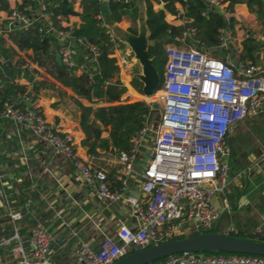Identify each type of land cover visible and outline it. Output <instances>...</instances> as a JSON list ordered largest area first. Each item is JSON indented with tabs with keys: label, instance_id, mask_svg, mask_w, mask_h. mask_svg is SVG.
Returning <instances> with one entry per match:
<instances>
[{
	"label": "built area",
	"instance_id": "1",
	"mask_svg": "<svg viewBox=\"0 0 264 264\" xmlns=\"http://www.w3.org/2000/svg\"><path fill=\"white\" fill-rule=\"evenodd\" d=\"M31 1L32 4L27 3L23 10L11 8L5 23L0 22V32L3 29L30 28L36 30L41 40L53 36V40L47 42L55 46L64 68L90 78L89 68L100 55L99 46L84 35L73 34L76 24L60 21L61 28H56L52 24L53 13L47 8V1ZM205 2L208 9L217 10L225 21L229 17L235 18L234 11L227 9L226 1ZM176 5L170 17L178 20L182 29L164 46L165 61L155 91V97L162 104L161 111L152 141L145 147L146 158L139 175L141 199L130 202V215L135 226L131 228L120 223L111 233L100 232L95 248L72 231L74 242L68 264H112L133 251L171 237L201 233L219 219L221 209L212 199L226 193L231 179L228 177L231 153L228 136L237 123L262 111L264 66L237 60L228 51V42L236 45L255 36L248 28H242L238 38L228 25L217 29V47L224 51L221 57L198 49L192 44L195 28L185 17L182 4L176 2ZM105 34L110 53L121 72L129 62L125 45L106 27ZM258 56L262 58V51L258 52ZM3 63L0 55V67ZM20 67L26 69L25 65ZM29 74L34 77L33 72ZM13 91L14 98L3 100L0 105V123L9 122L24 127L35 143L50 150V159L59 158L71 166L75 180L94 189L98 197L107 203L119 201L133 159L140 151L145 125L131 137L128 151H117L118 187L110 189L106 173L102 169H93L78 156L71 135L58 132L46 122L40 108L34 104L32 90ZM20 157L25 159L22 154ZM247 170L231 175L232 179L240 178ZM5 178L0 169V189L6 187ZM3 189L0 191L3 216L10 223V229L5 230L0 220V250L6 248L11 260L6 262L0 255V264H56L50 251L53 237L42 224L31 225L24 237L19 233L16 222L26 213L31 201L25 199L21 207L15 209ZM222 233H236V230L227 225ZM251 234L264 236V219L252 229ZM161 264H264V257L182 252L167 256Z\"/></svg>",
	"mask_w": 264,
	"mask_h": 264
},
{
	"label": "crops",
	"instance_id": "2",
	"mask_svg": "<svg viewBox=\"0 0 264 264\" xmlns=\"http://www.w3.org/2000/svg\"><path fill=\"white\" fill-rule=\"evenodd\" d=\"M7 1L8 10L0 11V22L3 24L7 12L20 3V0ZM100 1L102 6L107 3V0ZM132 1L137 7V13L141 11L144 15L142 0ZM174 6H177L176 3ZM72 7L74 11L79 12V0H74ZM156 7L158 8V4ZM233 11L235 18H233V24L229 29L238 38L240 30L248 28L251 33L255 34L253 38L261 43L258 52L262 51V58H264V26L257 20V15L248 12L242 3L235 4ZM100 18L104 20L105 14L101 13ZM164 20L166 23L182 29V24L178 20L172 19L170 13H164ZM61 22L77 24L79 18L76 15L68 16L66 19H61ZM122 23H126V26ZM103 24L112 34L114 28L127 30L128 26L133 25L128 18H123L116 24L104 20ZM136 25L137 21L135 20V31ZM12 30L3 29L0 32V55L4 59L3 65H8L11 70V77H7L1 70L3 65L0 67V93L10 83L23 85L24 90L31 89L25 78L15 77L14 74L16 69H22L20 66L25 65L27 71L29 69L34 73L32 78V82L36 83V89L32 90L34 104L40 108L46 122L58 132L70 134L78 156L88 162L93 169H102L106 173L110 189H115L118 186L116 178L117 152L110 148H95L93 153H88L80 143L85 138V133L79 124L80 109L77 101L82 105H89L92 110L96 105L83 103L80 99L84 100L83 97L59 82L55 66L61 62L54 45L49 48V59L39 63L31 50L18 49L12 39ZM241 41L236 45L228 42V51L235 58L242 50ZM124 45L125 52L131 56L129 47ZM1 49L5 50V56ZM134 64V61L129 60L121 72L124 71L127 77L126 82L123 83L136 92L129 85V74H131ZM73 74L79 75L77 72ZM30 76L32 77V75ZM117 77L121 80L120 75L117 74ZM92 110L89 113V120L92 119ZM262 110L264 111V105ZM259 121L257 116L249 117L237 123L236 126L244 127L241 133H246ZM107 134L108 130L103 128L100 137H106ZM237 136L235 134L230 143L231 153L233 149H236ZM263 148L264 144H261L260 150ZM49 151L42 144L35 143L24 127L9 122L0 123V169L6 177V187L2 189L15 209L20 208L25 199L31 201L30 206L25 210L26 213H23L21 219L16 222L19 233L24 237L31 225L42 224L53 237L50 244L52 260L56 264H68L74 242L72 231H76L81 239L95 248L100 238V232L111 233L120 223L131 228L135 226V221L130 215V202L141 199L139 175L146 154L139 151L135 155L130 174L126 177L122 198L115 203H107L98 197L94 189L74 179L72 168L67 162H62L59 158L50 159ZM231 153L228 161L230 166L228 177L229 179L231 177L228 189L223 195L215 196L212 199L213 203L221 209L215 226L220 229V233L227 225H232L236 231L242 230L251 233L252 229L264 219V155L259 153L257 157H254L251 153L249 155L251 162L239 170L230 165ZM21 154L25 156L24 160L21 159ZM243 169H248L247 173H244L240 178L232 179L231 175ZM3 211L0 195V220L5 230H9L10 223L3 216ZM223 218L225 221H222ZM21 231L23 232L21 233ZM0 255L4 261L10 262L11 258L6 248L0 250Z\"/></svg>",
	"mask_w": 264,
	"mask_h": 264
},
{
	"label": "trees",
	"instance_id": "3",
	"mask_svg": "<svg viewBox=\"0 0 264 264\" xmlns=\"http://www.w3.org/2000/svg\"><path fill=\"white\" fill-rule=\"evenodd\" d=\"M48 2L47 8L53 15L51 17L52 24L56 28H61V19L68 16L76 15L79 22L73 29V34L84 35L89 41L93 42L100 48V55L89 68L91 77L86 75H76L66 70L62 64H56V77L64 86H68L75 94L80 95L83 103L96 105L94 109L89 105H82L77 101L80 109L79 124L85 133V138L80 141L88 153H93L95 148H110L115 152L119 150L128 151L131 145V137L142 128L146 121L145 115H149L151 109L149 105L143 101V95L140 92V82L131 78L129 85L138 93L129 89L126 82V75L119 80L117 74L119 69L115 64V59L110 53L108 36L105 34L104 20L108 23H118L123 18H128L133 24L127 27L131 33H135L134 22L137 17V7L132 0H107L105 6H102L100 0H79L80 11L73 10L72 3L74 0H45ZM227 2V9L233 11L235 4H244L247 11L257 15V20L264 26V0H224ZM145 23L148 30V38L150 45L147 48V55L151 60V64L161 80V73L165 61L164 46L173 35L179 34L181 27L169 25L164 20V13L174 12V3L180 2L185 17L190 19V24L195 28L194 42L192 43L198 49L208 51L211 54L221 57L223 50L218 48V31L217 29L224 26L231 27L234 19L229 17L225 21L222 15L215 9H208L205 0H142ZM31 0H20L16 5L18 9H24V6ZM161 4V8L156 5ZM8 10V1L0 0V11ZM101 13L105 14V19L100 18ZM169 31V32H167ZM12 39L20 50H31L33 56L39 63L48 60L49 48L47 40H53V36H48L42 40L39 38L35 29L11 31ZM197 40V42H195ZM122 45V44H120ZM242 50L236 56L237 60L247 61L250 64H262L264 66V58L261 60L257 56L261 43L253 37H248L241 41ZM264 46V44H263ZM264 48V47H263ZM3 56L6 55L5 50L1 49ZM43 73V71H42ZM15 77L25 78L30 84L31 90L36 89L35 81L25 68L16 69ZM119 76V74H118ZM158 83V86H159ZM157 86V89H158ZM23 85L8 84L0 93V105L3 100L14 97L13 89L23 92ZM156 89V90H157ZM155 90V91H156ZM97 103V104H96ZM92 110V119L89 120V113ZM262 110L255 116H263ZM252 116V117H255ZM159 118V117H158ZM158 120V119H157ZM104 127H108L106 137H100V133ZM234 135H229L228 140L231 143ZM118 187V186H116ZM213 225L211 228L203 232H220ZM23 231H21L22 233ZM197 233L186 235H177L169 239L181 238L184 236H192ZM229 235L249 238L255 241H263L264 236H253L250 232L237 230L236 233H228ZM209 254H224V252H207ZM163 259L154 261L149 264H161Z\"/></svg>",
	"mask_w": 264,
	"mask_h": 264
},
{
	"label": "water",
	"instance_id": "4",
	"mask_svg": "<svg viewBox=\"0 0 264 264\" xmlns=\"http://www.w3.org/2000/svg\"><path fill=\"white\" fill-rule=\"evenodd\" d=\"M158 8H161V4H158ZM136 21L135 33L121 28H114L113 35L119 42L129 47L133 59L140 66L139 72L133 74L132 77L140 82L141 94L144 97H149L157 89L159 76L147 55L150 41L145 17L141 11H138ZM1 70L5 76L11 77V70L8 65H3ZM220 251L264 257V242L215 231L201 232L192 236L168 239L144 249L133 251L112 264H149L182 252L207 253Z\"/></svg>",
	"mask_w": 264,
	"mask_h": 264
},
{
	"label": "rangeland",
	"instance_id": "5",
	"mask_svg": "<svg viewBox=\"0 0 264 264\" xmlns=\"http://www.w3.org/2000/svg\"><path fill=\"white\" fill-rule=\"evenodd\" d=\"M122 25L126 26V23H122ZM132 55L129 56L128 60H131ZM134 68L131 70V74H129V79L132 78V75L139 72L140 66L137 62H134ZM130 81V80H129ZM138 93V92H137ZM141 94V93H138ZM142 95V94H141ZM139 101H143L149 105V109H151L149 115H145V134L143 136V140L141 141V145L139 147V150L142 154H146L145 147L148 146L153 137V131L157 123V119L160 115L161 111V102L155 97V91L152 94V96L144 97L140 99ZM95 104V103H94ZM260 121L256 126L250 127L249 131L246 133H241L244 127L236 126L233 131L232 135L235 136L237 134V141H236V149L232 150L231 153V164L233 168H240L242 169L246 165H248L251 160L250 156L251 153L254 155V157H257L259 153H263L264 148L260 150L261 144H264V115L258 116ZM105 130H108V127H104ZM258 149V150H257ZM222 221H225V218L222 219ZM220 231V229H217ZM189 234V233H186ZM191 234V233H190ZM185 235V234H184Z\"/></svg>",
	"mask_w": 264,
	"mask_h": 264
},
{
	"label": "bare ground",
	"instance_id": "6",
	"mask_svg": "<svg viewBox=\"0 0 264 264\" xmlns=\"http://www.w3.org/2000/svg\"><path fill=\"white\" fill-rule=\"evenodd\" d=\"M119 75H120V77H121V80L123 79V77H124V75H126V73L123 71V72H120L119 71V73H118Z\"/></svg>",
	"mask_w": 264,
	"mask_h": 264
}]
</instances>
